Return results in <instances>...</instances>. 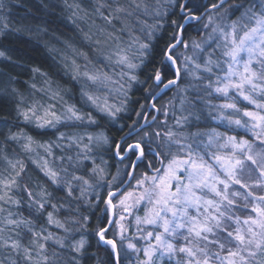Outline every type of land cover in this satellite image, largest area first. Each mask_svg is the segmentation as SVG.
<instances>
[{
	"label": "snow or ice",
	"instance_id": "6c2138e0",
	"mask_svg": "<svg viewBox=\"0 0 264 264\" xmlns=\"http://www.w3.org/2000/svg\"><path fill=\"white\" fill-rule=\"evenodd\" d=\"M225 3L226 0L211 3L209 0H156L148 13L154 21L146 25L148 42H139V37L133 40L132 44H138L134 57L123 54V49L114 53L115 63L122 66L120 72L89 71L86 65L81 73L77 67V74L87 82L102 84L119 98L118 103H109L105 96L101 102L100 96L82 87V97L100 113L114 121L120 118L121 112L131 111L142 119L130 116V123L119 129V139L103 132L89 134L88 143H84V136H67L70 145L79 146L75 159L55 157L51 142H38L23 131L11 133L8 140L25 141L21 146L25 153L43 150L45 155L37 152L38 159H33L32 163L51 185L63 189L65 203L51 202L53 193L26 175L23 160H13L6 153H0V160L7 165L0 171V214L6 211L3 204L21 203L20 198L12 195L16 190L27 195L30 208L34 207L38 215L51 208L46 213L47 224H54L65 233L73 230L56 219L55 213L63 208L75 212L70 222L80 224V229L76 230L80 235L78 240L72 239L70 247L74 255L68 264H81L90 247L89 239L83 234L90 217L80 212L81 202L89 208L100 209L102 215L96 216L93 234L99 242L109 245L117 258L120 256L118 246L115 239L107 238L109 232L114 237L119 236L121 241L128 240L126 247L130 251H141L127 236L133 226L131 218H134L136 235L133 239L145 241L146 259L139 264H154L157 255L174 257L177 254L182 259L176 264H264V0H259L258 11L253 3L235 19L231 16L244 5L235 8L230 5L225 9ZM104 10L108 11L107 16ZM95 12L108 23L113 18L119 19L121 14H132L121 0H97ZM189 27L197 32L202 28L206 35L185 39ZM157 32H166V36L156 37L163 40L158 52L151 44ZM106 59L111 61L112 57ZM142 66L145 69L143 80L136 74ZM185 74L193 80L204 81L206 96L215 93L226 101L215 105L207 101L208 107L218 113L212 119L226 121L230 129H243L245 136L229 135L216 129L180 130L189 126L193 113L177 115L171 101L158 106V94L172 87L177 88V95L186 93L188 86L180 87ZM134 82L148 87L143 89L144 102H137L138 108H129L128 93ZM35 87L33 84L32 88ZM47 91L52 100L63 99L50 84ZM232 91L254 109L237 107ZM254 93L262 99H257ZM175 98L174 95L173 100ZM186 100V96H180V112L185 111ZM23 104L21 97L16 105L17 118L37 130L55 129L64 121L81 125L85 120L89 125L97 123L91 113H81L74 104L65 102L60 114L54 104L45 106L38 100L27 107H22ZM149 110L161 114L163 119ZM226 110L233 114L225 115ZM169 119L174 124H169ZM2 122L7 123V118ZM57 139L64 140L65 133H59ZM94 147L106 149L118 158L114 174L109 172L107 161L101 159L96 163ZM57 159L61 164L66 160L67 166L57 168ZM86 161L91 162L90 168ZM21 180L25 181L23 186ZM33 183L39 188L38 192L30 187ZM77 189L79 195H74ZM89 196L95 199H87ZM73 202L77 205L74 209ZM140 208L144 209L143 215L137 214ZM14 215L18 218H13ZM34 223L8 211L0 219V247L22 249L30 264H50L47 242L54 241L66 248L69 236L44 234L43 226L36 230ZM13 226H23L30 233V247L4 236Z\"/></svg>",
	"mask_w": 264,
	"mask_h": 264
},
{
	"label": "trees",
	"instance_id": "16d2710c",
	"mask_svg": "<svg viewBox=\"0 0 264 264\" xmlns=\"http://www.w3.org/2000/svg\"><path fill=\"white\" fill-rule=\"evenodd\" d=\"M246 1L248 0H227L224 8ZM96 2L97 0H0V53H3V55H0V153H6L13 160H23L27 166L26 175L33 177L34 181H39L47 187L49 192L53 193L52 203L64 204L65 201L62 199L64 191L62 188L51 185L43 177V174L36 165L32 163L33 159H38L37 152H39L40 156L45 155L43 150L37 149L36 152L30 154L25 153L21 147L25 141L20 140L16 142L8 140L7 137L11 133L23 131L25 134L33 136L38 142H51L55 157L63 156L66 158L72 156L75 159L79 150H77L76 144H69L67 136H84L85 143L86 137L89 134L94 135L103 132L108 136L119 139V129L130 123L129 117L139 119L133 112L125 111L119 114L120 118L114 121L110 120L103 113L87 105L84 97L81 95L83 85L80 78L76 77L73 73L72 63L74 59L80 56L79 54L87 57L95 56L96 46L93 45L95 31L93 27H96L97 24L98 29H105L107 31L110 24L96 14ZM209 2H214V0H209ZM121 3L125 7L129 6L130 9H133L132 11L128 10L132 14H121L119 19H112L113 23L116 24V20H120L127 25L129 22H133L135 18L137 20L138 18L144 19L149 25L153 23V19L148 13L151 12L156 0H121ZM76 5H79V8ZM145 6H147V11L145 10ZM104 14L107 16L108 11L104 10ZM170 30L168 29V31ZM197 33V31L189 27L185 38L188 37L189 39L191 36L197 35ZM159 36H166V32H157L151 41V44L155 46V51L157 52L163 43V40L156 39ZM144 70L142 66L136 72L141 80L144 79ZM185 81L184 76L180 84ZM33 84L36 86L35 89L32 88ZM49 84L53 91L60 93V96L63 98L62 100L58 99L54 101L50 98V93L47 91ZM145 87H148V85L133 83L129 92V108H138L139 103L144 102L143 89ZM199 87L200 85L195 87L194 90L197 91ZM41 89L45 91H41ZM174 89L175 87H172L171 90H165L159 96L158 103L167 104L164 102L166 100L174 103L176 101V99L173 100ZM195 95L191 92V96H188V91L185 94L188 100V107H192L194 111L198 112L201 110L198 106L200 102L196 100L197 97ZM21 97L24 99L22 107H27L33 100H38L45 106L54 104L56 112L59 111V108L65 102L74 104L80 109L81 113H91L97 123L89 126L86 120L83 122V125L80 122L64 121L55 129L37 130L34 125L25 124L22 118H17L16 105ZM214 99L219 101L220 97ZM237 104V107L242 110L245 108L251 109V106H248L243 99L238 101ZM5 117L7 118V123L2 122ZM158 117L163 119L161 114ZM196 126L198 128L205 127L202 124H197ZM61 132L65 133L64 140L57 139ZM237 133L240 136L246 135L241 129L236 132L234 131L235 135ZM57 144L60 147H56ZM93 155L96 163L99 164L101 159H103L110 166L109 172L113 174L116 172L118 159L111 152L106 149H96L94 147ZM29 156H31V159H29ZM46 158L50 161L53 160V157ZM85 163L89 168L91 167L90 161H86ZM55 166L57 168L65 167L67 166V161L65 160V163L61 164L57 159ZM119 166L123 167L124 165ZM6 167V163L0 160V171H3ZM142 170L141 168L140 171ZM20 183L23 186L25 181L21 180ZM30 187L33 188L34 192L39 191L35 183L31 184ZM12 195L20 198L21 203L19 205L3 204L6 211L0 214V219L6 216L8 211H11L25 219L33 220L36 230H40L43 226L45 229L44 234H47L49 231L54 236H69L67 241L69 247L61 248L54 241H48L46 253L49 257L50 264H68L74 255L70 247L72 239L78 240L80 235L76 231L80 229V224L70 222V218L75 216L76 213L68 211L67 208L60 209L55 213L56 219H59L65 223L66 227L73 230L72 233H65L54 224H47L45 217L47 211L52 210L51 208H48L44 214L38 215L34 207L30 208L29 199L26 194L16 190ZM74 195H79L78 189ZM87 199H95V197L89 196ZM76 206L75 202L71 205L73 209ZM80 212L90 217L89 223L83 229V234L90 241V247H88L85 254L86 258L81 261V264H115L114 254L111 253L110 246L99 242L98 238L93 234V229L97 224L96 216L98 214L102 215L100 209L89 208L81 202ZM13 218L18 217L14 215ZM4 236L19 240L24 247L27 246L31 239L30 233L23 226H13L11 230H7L4 233ZM107 238L116 240L120 253L118 264H138L122 255L119 236L114 237L113 233L109 232ZM22 255V249L20 251H14L10 247H0V264H30L28 260H24Z\"/></svg>",
	"mask_w": 264,
	"mask_h": 264
},
{
	"label": "rangeland",
	"instance_id": "374dc122",
	"mask_svg": "<svg viewBox=\"0 0 264 264\" xmlns=\"http://www.w3.org/2000/svg\"><path fill=\"white\" fill-rule=\"evenodd\" d=\"M253 3H256V5H257L256 10L258 11L259 10V0H248L244 3H237V4L232 5L235 8L238 5L243 4L244 7L240 8L239 11L235 13V15H232L231 19H235L236 16H239L240 12H243L245 8L250 7ZM126 8L130 11L133 10V9H130L129 6H127ZM227 8H229V7H226L225 9H227ZM220 11H223V9H220ZM135 17H137V16H135ZM206 19H207V17H205V21H206ZM136 20L137 19L135 18L133 20L134 23L129 22L127 25H125L120 20H116V24L113 23V21H112L109 24V28L107 31H105V29H101V30L98 29L97 24H96V27H93V29L95 31V38L93 40V45L96 46L95 56L87 57L85 55L79 54L80 56H78V58L74 59V61L72 63L73 70H74L73 73L76 75V77L80 78L83 87H85V90L91 92L93 95L100 96L101 102H103V98L105 96L108 97L109 103H118L119 98H117L114 94H111L109 91V88L105 87L104 85H102V84L92 85L91 83L87 82L83 76L77 74V67L79 68V71L81 73L85 70L86 65H87V69L89 71H92L93 69H99V70H102L104 72H108L110 74L120 72L122 66L115 63L116 56L114 55V53L123 49V50H125L123 54H126L129 57H134L136 54L138 44H132L133 40L136 39L137 37H139V42H146L147 41L146 33H147L148 29H147L146 25H149V23L144 21V19L138 18V20L137 21ZM203 23H204V21L201 22V24H203ZM109 34H111V37L109 36ZM204 35H206V33L201 28V30L197 33V35L191 36L190 38L199 39L201 36H204ZM98 41H99V43H98ZM130 44H132L131 49H129ZM190 53H191V49H189V54ZM217 55H219V53H217ZM108 56L112 57L111 61L106 59V57H108ZM134 62H138V61H134ZM201 62H202V60H201ZM254 67L258 68V65H254ZM205 78L206 79L208 78L206 76V74H205ZM212 78L214 79V77H212ZM185 79H186V81L184 83L180 84V87L183 88V87L188 86V96L189 95L191 96V92L194 95L196 94L195 95L197 97L196 100L198 102H200L198 106H199V108H201V110L198 112L194 111V109L192 107H188V100H186V102L184 104L185 111L180 112L179 111L180 96L181 95L185 96L186 93H181V94L177 95V88H175L173 90V92L175 91V93H173V96L174 95L176 96V98H175L176 101H174L173 104L176 106V109H177L176 114L187 116L189 114V112L193 113L189 117V126L186 128H182L180 130L186 131V132H195L198 130H205L206 131V130L216 129L218 132H227L229 135H235L234 131L236 132L239 129H234V128L230 129L229 126L227 125L226 121L212 119V116L218 115V113L212 111L207 105L208 100H211V103L213 105L224 103L226 101L222 97H220L219 101L215 100L214 98H218V95L215 93H213L211 97L206 96L205 90H204V81L193 80L187 74L185 75ZM192 85H196V87L198 85H200V87L196 91V90H194L195 87H192ZM130 90H129V92H130ZM231 94L234 97H236L235 101H233V102H236V100H237L236 103H238V101H241L242 98L239 97L235 91H232ZM253 95H255L257 99H262L261 97L258 96V94L254 93ZM128 96H129V93H128ZM201 97H203V99H201ZM84 99L86 101V98H84ZM129 99H130V96H129ZM86 103H87V105L93 107L91 105V103H89L87 101H86ZM189 103L191 104V102H189ZM245 103L248 104L247 101H245ZM237 106H238V104H237ZM248 106H251V109H254L253 105L248 104ZM93 108L96 109L95 107H93ZM62 111H63V104L61 105V108H59V111L57 112V114H60ZM232 114L233 113L230 110L225 111V115H232ZM197 117H199V119H197ZM160 119H162V118H160ZM70 122H72V121H70ZM169 124H174V121L172 119H169ZM197 124H202L205 127L198 128L196 126ZM231 130H233V131H231ZM241 130L244 132L243 129H241ZM204 139H206V137H204ZM85 143H88L87 137H86ZM77 150H79L78 145H77ZM143 212H144V209L140 208L137 214L143 215ZM131 219L133 220V226L131 227L130 231L127 233V236L134 243H136L137 248L141 249V251L132 252L129 249H127L126 245L128 243V240H124V241L120 240L121 241L120 251L125 258L131 259V260H133L139 264V261L146 259L144 254H143V248L145 246V241L139 240L138 238L133 239V237H135V235H136V229H135V225H134V218H131ZM149 230H151V229H149ZM157 231H159V229H157ZM152 242L155 243L154 240ZM182 242L183 241H181V243ZM26 247H30L29 243L27 244ZM22 256L24 257V254ZM178 259H182V257L179 254H177L174 257H169L167 255L161 257V256L157 255L154 257V264H176V261ZM24 260H26L25 257H24Z\"/></svg>",
	"mask_w": 264,
	"mask_h": 264
},
{
	"label": "flooded vegetation",
	"instance_id": "af4514ba",
	"mask_svg": "<svg viewBox=\"0 0 264 264\" xmlns=\"http://www.w3.org/2000/svg\"><path fill=\"white\" fill-rule=\"evenodd\" d=\"M185 39H188V37H186ZM161 94H159L160 96ZM165 103H168V101H164ZM158 106H159V103H158ZM153 115L155 114V112L153 110H149ZM157 116H159V113H156ZM159 118V117H158ZM139 119H142V118H139ZM149 119H151V116H149Z\"/></svg>",
	"mask_w": 264,
	"mask_h": 264
},
{
	"label": "water",
	"instance_id": "95a60500",
	"mask_svg": "<svg viewBox=\"0 0 264 264\" xmlns=\"http://www.w3.org/2000/svg\"><path fill=\"white\" fill-rule=\"evenodd\" d=\"M227 1V0H226ZM159 95V94H158ZM156 115V113L154 114ZM118 159V158H117ZM102 244H104L103 242H101ZM114 259H115V264H118V258L114 255Z\"/></svg>",
	"mask_w": 264,
	"mask_h": 264
}]
</instances>
